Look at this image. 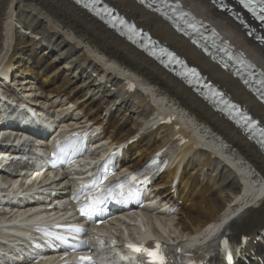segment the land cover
Here are the masks:
<instances>
[{
    "label": "bare ground",
    "instance_id": "6f19581e",
    "mask_svg": "<svg viewBox=\"0 0 264 264\" xmlns=\"http://www.w3.org/2000/svg\"><path fill=\"white\" fill-rule=\"evenodd\" d=\"M104 1L199 68L210 82L225 90L264 126V108L240 82L203 56L166 22L133 0ZM182 1L202 20L216 25L264 69L263 50L247 39L241 26L226 14H219L206 0ZM14 18L24 27V34L16 30ZM26 32L33 37L28 38ZM59 64H64L65 73L56 70ZM0 70L14 74L13 82H19V90H23L22 102L35 107L46 104L56 115L72 108V116L79 117L78 124L91 125L105 134L109 149L127 145L123 151L127 161L121 163L127 170L139 168L153 152L169 145L165 153L173 152L174 160L152 193L164 204L181 202L182 207L173 216H165L163 208L153 207L160 214L154 223L145 217L133 223L144 228L141 234L146 229L162 239L186 243L189 235L198 234L209 225L213 227L221 216L243 204H252L257 197L259 179L264 181L263 152L181 81L68 0H0ZM127 80L136 85L133 93L123 91ZM31 95L34 98L26 101L25 97ZM159 114L175 120L153 129ZM50 121L46 118L41 123ZM175 125L178 130L173 132ZM192 134L198 135L199 141H194ZM19 135L13 131L10 138L15 141ZM176 135L190 141L176 147L172 142ZM133 139L136 141L129 144ZM220 153L231 161L220 158ZM176 168L179 181L175 200L170 185ZM241 175L255 185L254 192L247 196L241 191ZM18 179H7L0 170V187L7 184L8 190V184ZM24 212L17 211L1 232H20L35 223L38 215ZM228 230L235 237L243 234L252 239L264 230V198ZM138 232L139 227H134L127 238L135 239ZM250 249L258 251L259 244L250 242Z\"/></svg>",
    "mask_w": 264,
    "mask_h": 264
},
{
    "label": "rangeland",
    "instance_id": "374dc122",
    "mask_svg": "<svg viewBox=\"0 0 264 264\" xmlns=\"http://www.w3.org/2000/svg\"><path fill=\"white\" fill-rule=\"evenodd\" d=\"M13 24H14V26L16 27V30L17 31H19V32H22L21 30H20V27H22V24L21 23H19V21L17 22V20L14 18V20H13ZM23 34H24V32H23ZM26 36L28 37V38H30L32 35L29 33V32H26ZM33 37V36H32ZM55 57V55L52 57V59ZM51 59V60H52ZM54 60H52V62H53ZM62 65H64V64H59V65H57L56 66V70H59V71H62L63 73H65L66 71H64L63 69H62ZM79 82V81H78ZM23 87V86H22ZM35 91V90H34ZM127 113V112H126ZM135 118V117H134Z\"/></svg>",
    "mask_w": 264,
    "mask_h": 264
}]
</instances>
